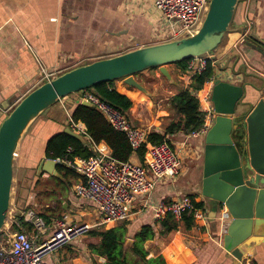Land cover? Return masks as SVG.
I'll list each match as a JSON object with an SVG mask.
<instances>
[{"label": "crops", "instance_id": "0c3cea01", "mask_svg": "<svg viewBox=\"0 0 264 264\" xmlns=\"http://www.w3.org/2000/svg\"><path fill=\"white\" fill-rule=\"evenodd\" d=\"M233 27L234 30L228 33L223 52L216 53L219 67L223 69L219 71L216 67L218 79L245 88V96L235 113V117H242L248 115L259 100L264 99V0H253L248 9L241 0ZM170 28L171 24L156 9L154 0H0V123L24 96L45 81L42 80L41 66L57 76L98 59L165 42L170 38ZM248 34L254 41L247 38ZM174 65H169L168 69L176 83L168 82L169 85H176L178 78L183 88H189L180 67L176 65L175 71ZM155 70L160 72L159 68ZM173 72H178L176 77ZM121 80L115 81V86L133 100L131 115L139 126L135 102L138 98H146L136 88L122 85ZM116 84L121 86L117 87ZM169 88L166 86L164 92L168 93ZM178 92L173 90L164 100H170ZM71 96L72 99H69ZM77 103L78 93L69 95L63 104L57 103L60 104L58 110L52 106L30 126L18 148L14 171L19 163L25 170V176L30 173L37 176L40 161L47 158L48 140L69 126L68 119H61L60 112L65 110L61 106L64 105L71 112ZM65 116H68L67 113ZM142 127L152 132L151 127ZM154 131L163 132L159 128ZM186 135L176 132L167 137L180 150L183 159L181 174L176 179L158 180L149 199L137 197L129 220L132 223L128 226V238L133 241L141 226L155 224L153 209L157 203L194 195L209 208L208 224L198 227L195 222L191 230H179L147 241L145 246L149 257L162 254L168 264H241V260L224 248L223 235L231 222L227 208L223 209L201 193L204 137L191 138L188 146L184 147ZM131 159L141 161L138 155H132ZM191 174H195L198 184L189 191L188 187L193 185L189 179ZM51 177L57 181L64 179L61 174L56 177L44 173L40 180ZM78 177L60 182L61 185L65 184V188L68 181L72 185L66 190L65 197L67 191L69 194L63 200L64 211L56 218H65L71 224H94L99 220L97 207L75 193L74 185ZM56 218L50 217L47 221L52 225ZM258 235L257 242L249 246L245 242L242 244L243 258H250L253 264H264V230ZM82 238L89 237L84 235L70 242L58 252L48 255L45 263L105 264L106 259L91 252ZM170 248L175 252L168 256Z\"/></svg>", "mask_w": 264, "mask_h": 264}, {"label": "water", "instance_id": "95a60500", "mask_svg": "<svg viewBox=\"0 0 264 264\" xmlns=\"http://www.w3.org/2000/svg\"><path fill=\"white\" fill-rule=\"evenodd\" d=\"M240 1L211 0L202 24L194 33L72 68L41 83L24 96L0 123V232L12 207L18 148L30 126L41 115L66 96L119 79L153 96L135 77L152 68H159L167 81L175 84L168 66L214 54L230 32ZM244 93L245 88L241 85L221 79L215 81L211 101L216 116L202 136L205 144L201 193L223 209L227 208L231 222L223 235L224 248L238 260L243 257L242 244L245 242L249 246L257 242L258 234L264 230V99L259 100L248 115L235 117ZM81 103L94 107L88 101ZM64 132L87 142L69 126ZM60 165L62 163L53 158L42 159L37 177L44 173L60 176ZM23 186L30 187L31 181L27 179ZM23 192L24 188H21L20 194ZM131 243L128 238L127 245Z\"/></svg>", "mask_w": 264, "mask_h": 264}, {"label": "built area", "instance_id": "2783aa9c", "mask_svg": "<svg viewBox=\"0 0 264 264\" xmlns=\"http://www.w3.org/2000/svg\"><path fill=\"white\" fill-rule=\"evenodd\" d=\"M210 1L154 0L156 9L162 12L171 24L168 40L179 39L197 31L207 14ZM242 1L248 9L253 0ZM216 53L217 50L214 54L190 58L186 70L182 71L190 88L193 79L206 69L209 61L215 67L214 75L206 81L203 88L200 91H193L201 100L205 122L199 130L187 133L184 147L188 146L189 139L204 136L216 116L211 101L212 89L219 78ZM40 71L42 80L45 81L56 76L55 72H49L43 66L40 67ZM203 91H206L204 100L200 97ZM67 98L68 96L60 99L58 103L63 104ZM82 101L94 104L114 128L126 134L133 148V155H138V150L145 147L144 158L141 161H134L131 158L127 161L117 160L105 142L95 143L88 134L86 125L81 121H74L68 109L64 105L61 106L69 117V127L85 137L87 141L85 144L93 149L94 153L88 158L80 157L74 155V148L69 146L63 157L53 159L73 169L79 176L74 191L78 196L96 205L99 220L94 224H71L65 218H61L50 225L32 208H26L20 215L29 227L18 224L19 228L13 229V216L11 224H6L0 232V264H46L44 260L48 255L87 235L91 229L110 222L129 221L138 196L149 199L158 180L176 179L181 174L183 159L180 150L169 140L160 144L150 143L149 129L135 126L121 110L102 100L89 89L78 92V103ZM203 103L207 104V107H204ZM199 202L203 201L190 195H183L167 202L161 201L153 209V221L161 223L169 214L179 220L185 211H190L198 227L207 225L209 208L206 205L197 207L196 204ZM241 264L253 262L250 258L242 257Z\"/></svg>", "mask_w": 264, "mask_h": 264}, {"label": "trees", "instance_id": "16d2710c", "mask_svg": "<svg viewBox=\"0 0 264 264\" xmlns=\"http://www.w3.org/2000/svg\"><path fill=\"white\" fill-rule=\"evenodd\" d=\"M247 38L254 41L250 34H248ZM188 60L176 63L181 71L186 70ZM155 69L157 68H152L151 70ZM214 73L215 67L209 61L206 69L193 79L190 88H182L170 98L172 106L176 109L177 116L166 126L163 132L152 131L149 135L150 143L160 144L168 140L167 137L171 134L176 132L190 133L202 127L205 122V112L202 111V103L193 94V91H200ZM129 88L133 87L129 86ZM89 90L93 91L102 100L121 110L135 126H138L131 115V108L134 105L133 100L117 90L115 81L98 84ZM70 114L74 121H81L86 125L87 132L95 143L105 142L117 160L127 161L131 158L133 148L126 134L114 128L95 107L77 103L71 109ZM69 146L74 148V155L80 157L88 158L94 153L93 149L84 142L65 132H59L48 140L46 156L47 158L63 157ZM145 150L146 148L142 147L137 152L141 160L144 158ZM58 172L64 176V179H61L62 181L59 180L62 183L67 182L70 177H78L73 169L64 164L58 166ZM40 178L38 179L40 180ZM71 185L72 182L68 181L67 188L69 189ZM191 197L195 196L192 195ZM18 203L19 200L17 199V208L20 209ZM204 205V202L196 204L197 207H203ZM40 215L44 219L50 220L48 214L41 213ZM18 224L29 227V224L20 213L14 215L13 229H18ZM128 224L129 222L126 221L115 226L101 225L88 231L86 235L89 237L87 245L91 252L104 257L106 259L105 264H168L162 254L149 257V251L145 243L160 235H167L179 230H191L196 225L193 213L190 211H185L179 220L169 214L161 223H149L141 226L139 231L133 236L132 243L127 246ZM172 252H175V250L170 248L167 251V255L171 256Z\"/></svg>", "mask_w": 264, "mask_h": 264}, {"label": "rangeland", "instance_id": "374dc122", "mask_svg": "<svg viewBox=\"0 0 264 264\" xmlns=\"http://www.w3.org/2000/svg\"><path fill=\"white\" fill-rule=\"evenodd\" d=\"M232 30H234L233 23L230 27V31ZM227 37L228 34L224 37L222 43L219 45L217 52L219 53L223 52V49L225 48L228 41ZM218 61L219 59L217 60L216 65L218 66L219 71H222L223 68L219 67L220 61L219 62ZM173 67L176 71L177 66L174 65ZM173 74L176 77L177 76L176 74H178V72H176V74L173 72ZM135 77L153 94V96H149L143 91L137 89L139 92L144 94L146 98L145 100L138 98L136 99L137 101L135 102L136 113L139 118L138 120L139 126L141 125L145 127H151L152 131H154V129L156 128H159L162 131H164L166 126L177 116L176 109L172 106L170 100H164V97L170 92H173V90L180 91L183 88L181 82L178 81L177 78L176 85H169L167 79L160 72H158V70H151V69L145 70L141 74L136 75ZM121 82L122 85H126L124 84L123 80H121ZM120 86L121 84L118 85L117 87ZM166 86L171 87L169 88L170 91L168 93L164 92L165 90L164 88ZM69 99H72V96L69 97ZM59 105L60 104L54 105L55 109L58 110V108L60 107ZM203 105L204 107H207V104L203 103ZM67 106L69 108L71 107L70 104H67ZM62 111L60 112L61 119H63L64 121L68 119L69 122V117L65 116L66 111L65 110ZM14 176L15 178L13 184L12 207L9 213V218L7 219L6 222L7 225L11 224V219L16 213H20L21 211L29 207H31L37 214L46 213L50 217H55V218L60 217L62 215L64 211L63 203L65 204L63 200L69 194V191H67L68 193L67 196L65 197L67 190V188H65L64 186L65 184L61 185L60 182L53 177L48 178L46 180L38 179L37 181H35L37 176L31 173L25 176V170L22 169L19 163L17 164ZM27 177L31 181L30 187L23 186L24 182H26ZM189 179L192 180L193 182L192 187H188L189 191H191V189L198 184V181L196 180L195 174H191ZM21 188H24V192L22 195L20 194ZM17 199L19 200L18 206L20 207V209L18 210L16 209ZM119 223H123V222H110L106 225L115 226ZM131 223L132 222L129 221L128 226L131 225ZM82 239H83L82 241L87 242L89 238H82ZM127 246H129V244Z\"/></svg>", "mask_w": 264, "mask_h": 264}, {"label": "bare ground", "instance_id": "6f19581e", "mask_svg": "<svg viewBox=\"0 0 264 264\" xmlns=\"http://www.w3.org/2000/svg\"><path fill=\"white\" fill-rule=\"evenodd\" d=\"M205 96H206V91L200 93V97L202 98V100L205 99Z\"/></svg>", "mask_w": 264, "mask_h": 264}]
</instances>
